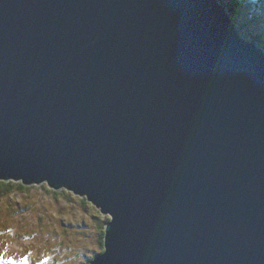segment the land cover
<instances>
[{"label": "water", "instance_id": "water-1", "mask_svg": "<svg viewBox=\"0 0 264 264\" xmlns=\"http://www.w3.org/2000/svg\"><path fill=\"white\" fill-rule=\"evenodd\" d=\"M0 181L109 216L89 264H264V50L219 0H0Z\"/></svg>", "mask_w": 264, "mask_h": 264}, {"label": "rangeland", "instance_id": "rangeland-1", "mask_svg": "<svg viewBox=\"0 0 264 264\" xmlns=\"http://www.w3.org/2000/svg\"><path fill=\"white\" fill-rule=\"evenodd\" d=\"M246 2L244 16L255 25L264 0ZM260 19L264 25L263 14ZM27 188L0 196V264H89L103 252L109 216L66 188L55 191L48 183Z\"/></svg>", "mask_w": 264, "mask_h": 264}, {"label": "trees", "instance_id": "trees-1", "mask_svg": "<svg viewBox=\"0 0 264 264\" xmlns=\"http://www.w3.org/2000/svg\"><path fill=\"white\" fill-rule=\"evenodd\" d=\"M219 1L222 4L227 6L229 13L231 14L232 18L236 21L237 26H238L241 34L243 35V37L246 38L247 40L252 41V42H257L259 47L264 50V25L262 24L261 19H260L261 14L264 15V6L260 7V11L254 14L255 15L254 20L256 21V24L254 25L253 21L249 22L245 17V16H247V15H245V13H247V11L245 9V7L247 8L246 0H219ZM253 7L255 8V6H253ZM241 9H242L243 13L240 12ZM243 9H245V12ZM252 24H253L254 28H251ZM247 29H248V31H247ZM15 188H19L21 190L24 188L28 189L27 186L23 185L21 182L0 181V196L9 194ZM83 198H85V197H83ZM102 235H103V238L101 241V245L104 248V241L103 240H104V235H105V228H104V232H102Z\"/></svg>", "mask_w": 264, "mask_h": 264}, {"label": "bare ground", "instance_id": "bare-ground-1", "mask_svg": "<svg viewBox=\"0 0 264 264\" xmlns=\"http://www.w3.org/2000/svg\"><path fill=\"white\" fill-rule=\"evenodd\" d=\"M237 29L239 30V28H238V26H237ZM240 31V30H239ZM257 43V42H256ZM258 44V43H257ZM258 47H259V45H258ZM260 48V47H259ZM104 241V240H103ZM97 256V255H96ZM94 259V258H93Z\"/></svg>", "mask_w": 264, "mask_h": 264}, {"label": "snow or ice", "instance_id": "snow-or-ice-1", "mask_svg": "<svg viewBox=\"0 0 264 264\" xmlns=\"http://www.w3.org/2000/svg\"><path fill=\"white\" fill-rule=\"evenodd\" d=\"M10 264H12V262H10Z\"/></svg>", "mask_w": 264, "mask_h": 264}]
</instances>
